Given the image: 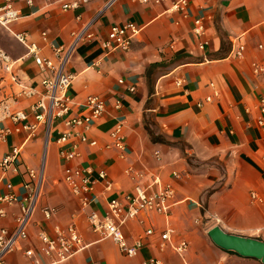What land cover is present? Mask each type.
<instances>
[{
    "label": "crops",
    "instance_id": "crops-1",
    "mask_svg": "<svg viewBox=\"0 0 264 264\" xmlns=\"http://www.w3.org/2000/svg\"><path fill=\"white\" fill-rule=\"evenodd\" d=\"M14 1L21 14L11 29L27 31L29 42L41 47L43 57L55 58L50 43L68 46L74 32L96 19L91 26L95 38L78 43L65 69L75 74L70 94L77 109L91 94L106 101V111L94 123L88 142L81 145L75 164L105 169L110 187L107 181H97L94 200L83 209L63 179L65 162L57 143L63 126L55 121L48 132L47 125L41 124L33 137L27 130L13 132L0 143V162L14 146H20V172L3 173L0 166V194L12 182L24 198L27 168L43 171V181L28 238L8 255L6 264H33L37 259L48 264L39 232L52 236L56 224L67 227L73 222L86 246L58 264H143L150 257L160 258L163 264H263L222 249L208 231L219 225L229 233L264 241V131L257 123L264 76L253 72L254 61L264 59V50L258 48L264 43V0H190L186 17L170 12L169 2L118 0L105 9L107 0H94L65 11L63 0H33L32 5L28 0ZM199 16L206 18L207 26L208 43L203 49L193 32ZM130 21L142 28L131 49L106 52L101 41L111 26ZM42 31H47L48 41L41 38ZM238 44L246 46L242 59L233 55ZM0 46L18 60L15 71L21 82L41 90L40 81L48 72L1 25ZM179 79L182 85H177ZM1 86L2 92L12 91L9 80ZM208 96L212 101H206ZM36 100L23 98L16 107L29 114L30 122ZM117 123L124 125L125 158L111 143L110 132ZM4 125L15 127L11 121ZM129 167L143 172L140 183L148 192L165 185L174 188L168 214L142 212L123 225L129 244L144 237L133 257L123 254L111 239L96 236L87 220L91 211L102 213L111 198L133 190L136 181L126 174ZM252 192L262 202L253 201ZM45 206L57 209L53 219L44 218ZM5 208L0 227L13 228L19 205ZM169 226L175 229V244L183 239L189 242L182 255L173 245L163 252L158 249ZM148 229L153 233L146 236ZM25 249L33 253L27 255Z\"/></svg>",
    "mask_w": 264,
    "mask_h": 264
},
{
    "label": "built area",
    "instance_id": "built-area-1",
    "mask_svg": "<svg viewBox=\"0 0 264 264\" xmlns=\"http://www.w3.org/2000/svg\"><path fill=\"white\" fill-rule=\"evenodd\" d=\"M94 0H63L62 9L65 11L77 10L81 6ZM118 0H107L105 9L115 4ZM142 4H162L169 2L170 12L182 13L187 16V9L190 0H132ZM33 0H28L32 5ZM21 12L15 5L14 0H4L0 4V25L8 29L14 37L23 43L30 55L41 70L48 72L47 76L41 79V90L35 86L25 85L21 82L15 71L18 60L14 59L4 48L0 46V143L6 142L13 132L27 130L33 137L41 124L47 125L49 132L52 124L57 121L63 126L57 143L60 147L59 153L65 162L63 179L67 183L72 194L76 197L83 209H87L92 204L94 198L95 185L97 181H107L108 173L105 169L95 171L91 166L80 167L75 164V160L81 156V145L87 143L89 134L93 129L94 123L99 120L106 111V101L98 94L88 95L83 107L77 109L74 98L70 94L75 74L68 72L66 63L81 41H90L95 38V33L91 26L96 19L83 25L78 31L73 33L72 42L68 46L50 43L55 58L43 57L41 47L36 42H29V33L15 32L11 29V24L18 20ZM80 19V16H78ZM142 28L130 21L123 24L111 26L105 38L101 41V46L106 52L117 50L129 51L136 37L140 35ZM194 34L199 37V47L203 49L208 41L205 39L207 33L206 18L196 17L194 20ZM41 38L48 41L47 31H42ZM260 50H264V43L258 45ZM246 46L238 44L234 49L233 55L242 59L245 56ZM57 59V60H56ZM255 75L264 76V59L256 60L253 63ZM10 81L12 91L2 92L1 83ZM123 82V80H121ZM183 80L179 79L177 85H182ZM131 91L135 88L131 87ZM218 95V92H216ZM37 97L32 105L33 122H30L29 114L24 110L17 109V105L23 98ZM206 101H212L208 96ZM200 103L199 105H201ZM116 107H121L118 100ZM261 115L257 118L258 126L264 131V98L260 101ZM11 121L15 127H7L5 122ZM112 146L120 151V157L125 158L127 145L125 139L124 125L117 123L110 132ZM95 142H93L94 144ZM22 148L14 146L6 154L0 166L3 173L20 172V158ZM26 174L29 180L25 183L27 195L20 198L14 190L12 182L6 184L7 191L0 194V216L7 215L6 206L19 205V213L15 216V226L13 228L0 227V264H6L9 254L20 249L21 241L28 238L29 226L33 214L37 208L43 181V171L39 172L33 168H27ZM126 174L136 181L132 191L123 197H113L101 213L93 210L87 215V220L91 231L100 239H111L119 250L133 257L139 253L144 244V237L140 236L133 244H129L123 231V225L129 221L137 219L142 212H155L158 214H168L170 212V200L174 195V188L171 185L162 186L157 192H148L140 183L144 174L133 167L126 169ZM177 177V173H175ZM251 198L255 202H262V198L252 192ZM44 218L51 220L57 214V209L45 206L42 209ZM54 235H49L45 231L39 232V238L43 244V254L48 258V264H58L67 261L74 254L81 251L86 245L84 239L73 222L67 227L56 224L53 228ZM152 229H148L145 235H151ZM175 229L167 227L162 233L158 249L163 252L169 245H173L174 250L182 255L189 246L186 239L178 243L172 240ZM25 254L31 255V249H25ZM33 264H41L37 259ZM143 264H163L158 257H150Z\"/></svg>",
    "mask_w": 264,
    "mask_h": 264
},
{
    "label": "water",
    "instance_id": "water-1",
    "mask_svg": "<svg viewBox=\"0 0 264 264\" xmlns=\"http://www.w3.org/2000/svg\"><path fill=\"white\" fill-rule=\"evenodd\" d=\"M212 241L227 251H233L243 257L255 258L264 264V241L256 237H248L229 233L221 226L215 225L208 231Z\"/></svg>",
    "mask_w": 264,
    "mask_h": 264
}]
</instances>
